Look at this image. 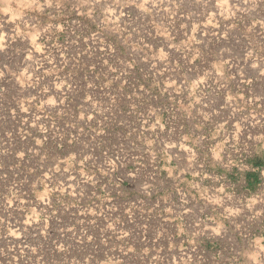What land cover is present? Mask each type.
Instances as JSON below:
<instances>
[{"label": "rangeland", "instance_id": "rangeland-1", "mask_svg": "<svg viewBox=\"0 0 264 264\" xmlns=\"http://www.w3.org/2000/svg\"><path fill=\"white\" fill-rule=\"evenodd\" d=\"M260 100L264 0H0V264H249Z\"/></svg>", "mask_w": 264, "mask_h": 264}, {"label": "bare ground", "instance_id": "bare-ground-1", "mask_svg": "<svg viewBox=\"0 0 264 264\" xmlns=\"http://www.w3.org/2000/svg\"><path fill=\"white\" fill-rule=\"evenodd\" d=\"M260 101L261 103H259L262 107V110L258 116L254 117V120H251L249 117L241 118L238 114H235L234 117H232V120L235 121V125H233V136L235 139L229 138L230 143L236 141L235 146L240 147V141H242L244 144H246L248 141L250 142L249 136L254 133L256 134V139L258 137V140L260 142L262 141V143L264 144V104L262 103V100ZM249 103H251L250 100ZM242 149L243 154H248L247 151L250 150V147L244 146ZM239 150L240 149H238V152ZM243 160L246 161V158ZM258 176V184L255 195H246L243 197L234 196L230 200L228 225L230 226L232 231L242 239H244L245 237L249 238L247 240L248 242L254 243V239L256 237H260L261 244L264 246V166L261 167ZM206 181L204 182L205 184ZM208 199L210 200V202H213L214 200H212L211 196ZM248 228L259 229L258 234L252 235L249 232H245ZM235 262L239 264L238 260H235ZM255 264H264V250L261 253L259 252L258 262Z\"/></svg>", "mask_w": 264, "mask_h": 264}, {"label": "crops", "instance_id": "crops-1", "mask_svg": "<svg viewBox=\"0 0 264 264\" xmlns=\"http://www.w3.org/2000/svg\"><path fill=\"white\" fill-rule=\"evenodd\" d=\"M228 230L232 233V235H237L235 232L232 231V229L228 228ZM258 230L257 228H248L245 232H249L250 234L252 235H256L258 234ZM249 238H244L243 241L247 247V250L249 252V255H248V261H249V264H255L258 262V256H259V252L261 253L263 250H264V246L261 244V238L260 237H256L254 239V243L252 242H248ZM237 264L235 262V260L233 261V264Z\"/></svg>", "mask_w": 264, "mask_h": 264}]
</instances>
